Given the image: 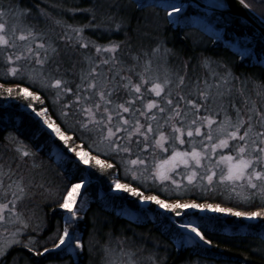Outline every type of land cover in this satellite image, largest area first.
Listing matches in <instances>:
<instances>
[{
  "label": "rangeland",
  "instance_id": "1",
  "mask_svg": "<svg viewBox=\"0 0 264 264\" xmlns=\"http://www.w3.org/2000/svg\"><path fill=\"white\" fill-rule=\"evenodd\" d=\"M139 2H143L141 8H148L143 16L153 28L161 30L160 26L168 24L172 29L180 26L185 30L183 35L195 42L202 35L213 43L218 42L224 32L223 25H218L213 16L198 17L169 0ZM97 4L99 21L117 24L119 3L98 0ZM88 26L86 29L95 27ZM83 28L73 26L67 30L81 49L76 52L72 45L67 48H71L73 62L79 60V79L71 88L69 79L61 74L57 55L63 47L57 46L55 33L49 29L39 30L32 22L25 21L22 9L0 3V74L24 80L50 93L51 99L59 103L58 113L71 127L83 131V135L79 132L78 135L89 148L82 147L79 141L70 145L66 133L47 115L46 108L36 111L25 106L48 133V139L74 153L80 149L77 155L83 164H97L102 156H112L122 175L139 187L113 178L108 182L110 188L115 189L117 195L120 193L129 205L157 211L165 217L168 223L156 225L168 233L176 250L192 251L194 243L201 244L203 249L210 248L208 242L199 237L202 232L197 224L198 215L236 222L257 221L256 210L241 211L207 200L200 204L191 195L206 196L223 188L228 190L223 199L237 194L234 201L243 200L239 192L244 191V186L253 187L257 183L261 184L258 189L264 192V87L251 80H236L223 62L209 58L201 59L199 73L192 76L184 71V64L172 58L170 46L158 38L153 45L130 54L125 61L119 53L118 42L93 41L84 35ZM248 42L244 37L230 42L240 49L239 59L251 56ZM10 89L8 86V92ZM21 92L27 96L33 94L28 87H22ZM22 154L28 155L24 150ZM89 154L97 158L88 160ZM88 184L86 178L73 183L57 206L63 226L58 241L36 255L39 258L48 255L42 264H62L54 257L59 253L78 264L82 243L76 223L84 215ZM97 188L93 186L94 190ZM142 188L186 197L168 201L156 193L142 195ZM262 197L264 199V194ZM7 198L0 186V264H28L20 262L18 256L4 261L31 215L25 211L24 221L15 203L16 196L8 203ZM66 198L70 213L65 211ZM114 199L110 198L109 202H116ZM114 205L119 206V202ZM122 209H116L117 214L121 215ZM185 226L192 227L197 234L187 232ZM65 233H69L71 239L78 238L75 252L67 246L58 247ZM103 252L101 264H162L154 254L122 237L109 238ZM177 264L223 263L194 258Z\"/></svg>",
  "mask_w": 264,
  "mask_h": 264
},
{
  "label": "trees",
  "instance_id": "2",
  "mask_svg": "<svg viewBox=\"0 0 264 264\" xmlns=\"http://www.w3.org/2000/svg\"><path fill=\"white\" fill-rule=\"evenodd\" d=\"M97 1L0 0V3L22 9L25 21L32 22L39 30L49 29L55 33L57 46L63 47L57 55L61 74L69 79L71 88L79 79L77 72L79 60L73 62L71 48L70 51L67 48L72 45L76 52L80 49L78 42L67 34V30L73 26L84 27V35L93 41L118 42L119 53L125 61L130 54H137L143 48L153 45L158 38L170 46L172 58L179 64H184V71L192 76L199 73L201 59L209 58L223 62L229 67L236 80H251L258 86L264 87V68L256 65L250 58L239 59L221 41L213 43L205 35H202L198 42L192 41L190 36L183 35L185 30L180 26L172 29L168 24L160 26L161 30L153 28L143 16L148 8H137L131 0H115L119 3L118 25L101 23ZM243 1L264 18V0ZM187 11L205 13L193 6H188ZM211 16L222 23L224 21L228 24L227 29H232L238 35L246 34L254 39L259 37L250 26L237 18L218 12L212 13ZM88 24H93L95 27L86 29V26L89 27ZM8 86H11L9 92ZM22 87H28L33 94L27 96L21 92ZM7 100H10L9 104H5ZM58 104L51 99L50 93L40 90L35 85L24 80L5 78L0 74V186L7 193V203L16 196L15 203L24 221L23 213L28 211L31 214L22 234L18 235V242L5 254V260L18 256L20 262L42 264L48 255L41 258L36 255L58 241L63 226L61 212L57 206L61 204L68 188L83 179L85 175L95 179V185H100L104 189L110 187L111 184L108 182L113 178L130 181L139 187L137 183L122 175L112 156L102 157L111 160L113 166L107 167V164L98 166L91 163L87 169L71 156L64 158L63 161L53 159L49 154V147L54 142L48 141V135L39 126L38 121L29 112L19 110V107L28 106L36 111L46 108L47 115L53 121H57L61 131L66 133L70 145L79 141L82 142V147L89 148V145L78 135V132L83 135V131L78 130L76 126L71 127L70 123L58 113ZM23 150L28 155L24 156ZM95 185L87 187L85 192L87 207L83 218L76 223L81 232L82 243L78 264H101L105 243L109 238L119 237L130 240L142 250L154 254L162 264H177L194 258L223 264H264V237L260 234L262 230L260 223L264 224L262 197L264 192L258 189V186H261L259 183L253 187L244 186V191L239 192L243 200L234 201L233 197L237 194L223 199V195L228 192L223 188L213 190L212 194L206 196L191 195L199 201L207 200L241 211L256 210L259 222L247 227L236 225L229 230H224L219 223L200 222L202 233L210 241L211 249L195 246L192 251L188 248L176 250L168 233L161 231L160 225H156L149 218L129 220L116 214L114 202L102 201L96 197L93 189ZM143 191L156 193L167 200L186 197L166 195L152 188ZM226 221L230 222L231 219ZM54 257L62 264H75L69 256L64 257L59 253Z\"/></svg>",
  "mask_w": 264,
  "mask_h": 264
},
{
  "label": "water",
  "instance_id": "3",
  "mask_svg": "<svg viewBox=\"0 0 264 264\" xmlns=\"http://www.w3.org/2000/svg\"><path fill=\"white\" fill-rule=\"evenodd\" d=\"M136 4H142L140 0H132ZM191 4L202 8L207 12H219L238 18L250 26L264 40V18L250 8L243 0H215L214 3L208 0L205 2L199 0H186ZM209 3V4H208ZM178 5V4H175ZM238 55L240 52L235 51ZM264 68V64L256 62Z\"/></svg>",
  "mask_w": 264,
  "mask_h": 264
},
{
  "label": "bare ground",
  "instance_id": "4",
  "mask_svg": "<svg viewBox=\"0 0 264 264\" xmlns=\"http://www.w3.org/2000/svg\"><path fill=\"white\" fill-rule=\"evenodd\" d=\"M175 11L171 10V14L172 15H175ZM65 211L66 213H70V205L68 203V198L65 199ZM189 202L185 203L186 205L188 204ZM248 218H250V216L248 215ZM192 223V222H191ZM186 227V231L187 232H190V233H194V234H197V232L195 231V229H193L192 227L190 226H185ZM199 237L201 238V235H199ZM78 240L77 237H73L72 239L70 238V234L69 233H65V235L63 236V238L60 240L59 244H58V247H66L75 252V250L78 248V243L76 242ZM58 247H55L58 249Z\"/></svg>",
  "mask_w": 264,
  "mask_h": 264
}]
</instances>
